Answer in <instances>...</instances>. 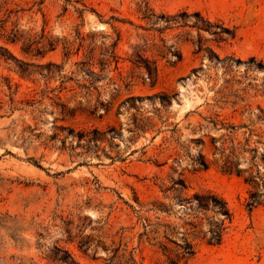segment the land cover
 <instances>
[{
	"label": "rangeland",
	"instance_id": "1",
	"mask_svg": "<svg viewBox=\"0 0 264 264\" xmlns=\"http://www.w3.org/2000/svg\"><path fill=\"white\" fill-rule=\"evenodd\" d=\"M257 174L264 0H0V264H264ZM195 193L231 220L182 257Z\"/></svg>",
	"mask_w": 264,
	"mask_h": 264
},
{
	"label": "trees",
	"instance_id": "2",
	"mask_svg": "<svg viewBox=\"0 0 264 264\" xmlns=\"http://www.w3.org/2000/svg\"><path fill=\"white\" fill-rule=\"evenodd\" d=\"M144 63L147 72V79L151 82L156 78L157 67L152 66L147 61H144ZM201 165L204 168L206 167L203 161ZM222 169L224 172L230 173L233 170V166L230 165L229 162H225ZM244 182L253 189L249 192V198L246 204V207L251 210L264 202V176L249 175L244 179ZM176 184L180 185L182 188L184 187L183 181L181 180H178ZM258 188L262 189L261 193L258 192ZM171 189H173V187L168 188L165 187L164 184L161 186V191L163 193H166ZM184 201L186 204H189L187 207L188 222L185 225L189 226L191 232H186L184 234V245L181 247V253L182 257H189L193 255L195 251L193 244L188 240L189 236L191 235L193 238L200 237L201 239H205L208 245H219L225 231V222L231 220V214L226 203L221 198L211 193H195L191 198ZM220 216H222V218H220ZM163 249L165 250V248ZM55 260L59 264H74L73 261H69L62 257L55 258Z\"/></svg>",
	"mask_w": 264,
	"mask_h": 264
}]
</instances>
